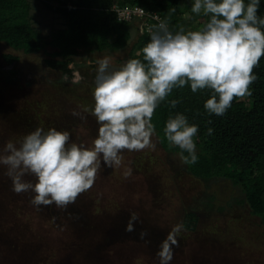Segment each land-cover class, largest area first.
Segmentation results:
<instances>
[{
	"label": "rangeland",
	"instance_id": "374dc122",
	"mask_svg": "<svg viewBox=\"0 0 264 264\" xmlns=\"http://www.w3.org/2000/svg\"><path fill=\"white\" fill-rule=\"evenodd\" d=\"M193 3L183 0L181 7L190 23L201 27L208 17L192 13ZM31 4L37 31L49 35L64 27L63 15L44 0ZM133 34L130 45L137 38ZM128 51L83 49L70 64L71 73L63 74L46 64L44 51L24 54L0 43V146L18 143L36 128L68 131L70 142L90 145L99 125L82 109L94 107L97 61L107 57L118 69ZM6 53L20 58L9 64ZM152 139L155 150L125 151L119 168L102 164L94 186L66 209L34 206V193L14 192L0 166V264H160L161 242L191 214L196 226L178 235L169 264H264V226L243 190L220 175L194 177L177 153L163 149L157 135ZM132 213L139 219L135 231L127 232ZM141 231L147 233L143 239Z\"/></svg>",
	"mask_w": 264,
	"mask_h": 264
},
{
	"label": "clouds",
	"instance_id": "9594fccd",
	"mask_svg": "<svg viewBox=\"0 0 264 264\" xmlns=\"http://www.w3.org/2000/svg\"><path fill=\"white\" fill-rule=\"evenodd\" d=\"M260 0H194L191 12L208 20L197 30L183 26L173 32L167 19L150 30V41L120 68L110 66L105 57L97 61L93 91L94 107L84 108L96 118L98 135L91 144L70 142L68 131L36 128L21 141L0 146V166L7 169L17 194L34 193L31 203L66 209L79 195L89 191L102 164L119 168L121 153L155 150L153 123L155 110L175 88L190 84L193 93L210 90L204 108L209 114L223 115L235 99L251 96L253 74L264 56V18L258 15ZM185 19H190L185 15ZM178 101H171L175 108ZM81 111L73 116L84 119ZM170 147H176L183 164L198 160L195 138L199 127L183 113L169 116L163 129ZM209 128L208 133L212 134ZM124 175L130 176L131 169ZM33 177L27 180L25 177ZM139 219L132 213L125 231H135ZM183 223L172 227L157 252L160 264H169L173 246ZM147 235L141 231L140 238Z\"/></svg>",
	"mask_w": 264,
	"mask_h": 264
},
{
	"label": "trees",
	"instance_id": "16d2710c",
	"mask_svg": "<svg viewBox=\"0 0 264 264\" xmlns=\"http://www.w3.org/2000/svg\"><path fill=\"white\" fill-rule=\"evenodd\" d=\"M52 1L44 0V3L63 15L65 25L45 35L32 24L31 0H0V43L24 54L44 51L48 55L46 64L63 74L71 73L70 64L83 49L121 51L129 47L126 60L142 59V56L136 57V53L150 41V33H140L137 21H119L111 10L115 4H138L146 10L158 11L167 19L173 32L180 26L186 31L200 28L185 19L181 7L183 0ZM258 15L264 18V0H260ZM198 17L205 16L199 14ZM134 31L137 38L130 45ZM3 58L12 64L20 57L6 53ZM253 74L257 79L250 86L251 96L243 100L235 99L223 115L209 114L205 110L204 104L212 95L210 90L193 93L189 84L175 88L160 103L153 123L161 147L174 153L180 150L169 146L163 132L169 116L183 113L190 124L197 125L199 132L195 142L198 160L195 164H186L188 172L197 178L220 175L231 180L243 190L251 213L259 217L264 226V56ZM173 100L178 101L175 108L171 107ZM209 128L213 129L212 134L208 133ZM196 220L194 214L186 215L183 225L193 229Z\"/></svg>",
	"mask_w": 264,
	"mask_h": 264
},
{
	"label": "built area",
	"instance_id": "2783aa9c",
	"mask_svg": "<svg viewBox=\"0 0 264 264\" xmlns=\"http://www.w3.org/2000/svg\"><path fill=\"white\" fill-rule=\"evenodd\" d=\"M111 10L116 14L119 21H137L140 33H150L153 26L157 25L159 20L164 19L160 12L146 10L143 6L138 4H115Z\"/></svg>",
	"mask_w": 264,
	"mask_h": 264
}]
</instances>
